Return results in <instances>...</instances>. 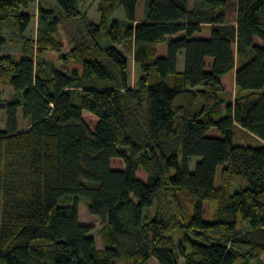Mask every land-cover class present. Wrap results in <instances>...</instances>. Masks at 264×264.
I'll list each match as a JSON object with an SVG mask.
<instances>
[{
    "label": "trees",
    "instance_id": "16d2710c",
    "mask_svg": "<svg viewBox=\"0 0 264 264\" xmlns=\"http://www.w3.org/2000/svg\"><path fill=\"white\" fill-rule=\"evenodd\" d=\"M36 1L0 0V46L9 38L24 54L0 58L14 90L0 106V264H264V0H237L234 22L230 0H150L142 22L139 0H100L99 23L81 0H51L29 38L25 9ZM120 7L126 20L111 21ZM205 26L209 37H196ZM122 40L140 71L135 86L113 45ZM234 69L228 102L223 76ZM84 110L97 117L94 130ZM80 202L102 220L105 248L81 223ZM206 203L216 205L214 221Z\"/></svg>",
    "mask_w": 264,
    "mask_h": 264
},
{
    "label": "rangeland",
    "instance_id": "374dc122",
    "mask_svg": "<svg viewBox=\"0 0 264 264\" xmlns=\"http://www.w3.org/2000/svg\"><path fill=\"white\" fill-rule=\"evenodd\" d=\"M99 1L100 0H81V4H80V9L86 13L87 19H89V21H92L94 23H99L100 18H101V15L99 13V8H98ZM149 1L150 0H139L137 4V10H136L137 22H142L146 20L147 18L146 9H147V3ZM230 1L232 2V7L229 12V20L231 22H234L236 19V11L234 9V5L236 4L237 0H230ZM194 2H195L194 0L190 1L191 7L194 6ZM39 5H42L47 8H51L52 1L51 0H37L35 3L31 4L29 8L25 9V12H28L33 15L32 23L30 25L29 30L26 33V36L29 38H35L36 33H37ZM124 20H126V14H125L124 8L120 7L113 15L111 21H124ZM65 28L69 32L72 33V32H76L77 26L74 23L69 24V25L65 24ZM9 31L10 29L7 27L6 32L9 33ZM125 31H126L125 29H122L123 33ZM106 33H107V30L106 29L103 30L101 34V41L103 42V44L108 45L111 42L109 38L106 36ZM181 35L182 34L173 35V36H170L169 39L180 37ZM209 35L210 33H209L208 26H205L202 32L195 34L196 37H209ZM256 42L261 43L260 39L258 38H256ZM113 45L116 46L118 49H120L122 52H124V54L129 58L130 85L131 86L137 85L140 71H139L138 65H136L134 62V58L132 56L131 50H129V42L127 40H122L121 43H114ZM166 51H167L166 44H160L157 46V52L160 56H164L166 54ZM23 55L24 54L22 51V45L13 42L9 38H7L5 44L0 46V58L3 56H12L17 59H20ZM184 62H185L184 53H181L179 54V70L184 69ZM212 62H213L212 58H207V70H210V65L212 64ZM57 67L59 69H63L64 71L70 72L73 69H78L79 71H81L82 65L75 63V62H70L67 65H65L64 63L58 62ZM235 74H236V69L228 72L227 74L223 76V83H224L225 90H226L225 97L228 102H232L237 94V89L235 86ZM13 95H14L13 88L6 82V78L4 76H0V106H4L5 103L13 97ZM83 116L87 124L90 126V128L94 130L96 127L97 121H98L97 117L93 113L87 110L83 111ZM2 118H3L2 126L4 127L5 120H6L4 110H2ZM20 126L21 128H26L28 126V121L23 118L22 110H20ZM209 135L221 137V134L217 131L216 128H211V130L209 131ZM237 143L247 144V140L242 138V139L237 140ZM200 159H201L200 157H193L191 159V162H190L191 170H194V167L197 161H200ZM112 166L113 168L123 169L125 164L121 158H114L112 161ZM220 172H221V168H219L218 174H217V185H219L220 183ZM137 176L141 180L147 181V173L144 170L139 169L137 172ZM239 187H240L239 184H235L233 187V191H236ZM66 204L68 205L71 203H66ZM79 208H80L79 210H80L81 223L91 227L92 229L91 233L92 235H94L98 246L100 248H105V245L102 243L101 236L99 233V230L102 226V220L98 216L92 215L89 212V209L84 202H80ZM204 209H205V216H204L205 220L214 221V219H216L217 217L216 205L206 203L204 206ZM153 214H154V208L150 210L149 216H153ZM238 225L240 227L244 226V224L242 223L241 217H239ZM183 236H184V233L182 231L179 230L175 232L177 243H179V241L181 240ZM261 259L264 261V254L261 255ZM116 264H131V260L127 258H123L117 261ZM144 264H160V263L157 261V259L151 258Z\"/></svg>",
    "mask_w": 264,
    "mask_h": 264
},
{
    "label": "crops",
    "instance_id": "0c3cea01",
    "mask_svg": "<svg viewBox=\"0 0 264 264\" xmlns=\"http://www.w3.org/2000/svg\"><path fill=\"white\" fill-rule=\"evenodd\" d=\"M133 56V55H132ZM128 58V57H127ZM129 59V58H128ZM178 69H179V63H178ZM179 71H183V70H179Z\"/></svg>",
    "mask_w": 264,
    "mask_h": 264
}]
</instances>
